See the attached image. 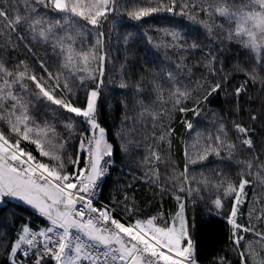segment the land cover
I'll return each mask as SVG.
<instances>
[{
    "label": "snow or ice",
    "instance_id": "6c2138e0",
    "mask_svg": "<svg viewBox=\"0 0 264 264\" xmlns=\"http://www.w3.org/2000/svg\"><path fill=\"white\" fill-rule=\"evenodd\" d=\"M204 4L208 7H201ZM120 7L121 0H0V44L13 51L23 48L31 58V63L18 60L15 69L9 71L7 65L12 62L0 57V204L9 198L16 199L40 217L43 224L39 228L28 222L22 225L7 246L9 264H197L185 208L187 200H194L204 187L212 185L203 174L200 180L192 176L190 165L204 164L210 155L221 157L225 152L235 159L245 151L250 155L238 161L241 170L237 180L224 186L221 177L215 185L223 190L215 195L213 205L222 210L225 201L230 202L226 223L232 230L230 240L239 254V264H264V208H248L247 222H240L245 215L241 209L249 203L245 189L256 187L257 182L264 187V142L258 145L254 129L242 121L231 122L233 136L229 135L227 122H221L215 132L196 134L205 146L195 157L186 148L183 170L178 171L170 153L163 152L165 145L171 147L175 134L170 122H162L168 112L159 113L149 106H161L157 101L163 99L166 80L171 107L179 113L198 116L200 101L207 102L223 91L229 80L222 68L217 73L218 57L211 49L204 58L211 80L189 88L185 83L188 77L181 75L178 60L177 71L162 74L160 82L153 77L149 87L155 101L146 103V89L137 85L139 125L133 116L131 123H126L118 133L122 141L120 150L127 154L131 148L142 146L145 137L140 132L148 127L145 120L152 121V140L141 161L147 165L143 175L163 194L175 199V214L170 218L164 213L145 216L127 197L123 206H109L97 200L115 155V146L107 138L108 130L98 118L110 54L105 51L109 37L104 29ZM177 10L190 20H195L197 14L210 13L226 21L227 27L211 19L200 22L209 32L214 28L227 42L244 49L257 66L264 68V0H160L154 6L128 11L127 15L141 21L159 12L175 15ZM165 31L172 41L169 47L178 48L181 53L186 51L179 42L180 32ZM85 37L89 38L88 48L83 46ZM147 39L152 43L150 37ZM33 42L50 45L52 55L46 52L44 57L39 56ZM223 42L217 47H222ZM190 48L199 49L201 44L194 42ZM53 58L58 60L57 72L50 70L48 60ZM185 71L190 74L192 69ZM246 75L248 79L235 87L233 94L237 98L246 90L249 80H256L255 70ZM119 86L127 87L123 82ZM189 100L191 107L186 104ZM34 104L48 108L52 116L38 120L39 109L33 111ZM262 118L264 113L249 115L254 123ZM49 119L66 121L64 127L70 132V140L76 141L72 153L65 150L68 141L53 143L58 133ZM183 123L191 133L192 122L185 119ZM77 124L83 126L82 130ZM160 164L171 166L174 178L170 184L160 183ZM10 215L14 220L15 214ZM249 234L255 240L245 246L243 242ZM254 244L260 251H256ZM216 264L230 262L220 257Z\"/></svg>",
    "mask_w": 264,
    "mask_h": 264
},
{
    "label": "trees",
    "instance_id": "16d2710c",
    "mask_svg": "<svg viewBox=\"0 0 264 264\" xmlns=\"http://www.w3.org/2000/svg\"><path fill=\"white\" fill-rule=\"evenodd\" d=\"M159 2L160 0H121L120 11L114 17H110L111 22L104 29L109 37L105 41V51L110 54L105 74V85L101 89L100 103L102 107L98 108V118L102 126L108 130L107 138L115 146V155L114 163L109 168V175L106 176L98 190L97 199L101 204L111 206L116 203L123 206V200L127 197L129 203L135 204L145 216L164 213L167 218H170L177 211V202L171 195L163 194L159 187L147 182L143 175L147 171V165L141 164V161L152 140V121L145 120L148 127L140 132V135L145 137V142L141 147L131 148L127 154L122 152L119 147L122 141L118 133L125 128V124L131 123V118L136 116L139 125L137 85L146 89L144 94L146 103L155 101L156 96L149 87L153 83V77H156V82H160L162 74L177 71L176 65L179 60L181 75L188 77L185 83L189 88H197L206 79H212L205 70L204 58L209 49L212 50L213 55L218 57L215 64L217 73H220L222 68V74L229 77L223 91L209 97L207 102L200 101L198 116L192 113L185 115L171 107V100L168 97L170 90L166 80L162 86L163 99L157 101V104L161 106L149 105L159 113L168 112V117L162 122H170L175 129V134L172 137L171 147L165 145L163 152L170 153V159L178 171H182L185 163V149L187 148L189 154L195 157L205 146L204 140L198 138L196 134L200 133L203 136L215 132L216 126L221 122H227L229 135L233 136L231 122L242 121L249 128L254 129L253 136L258 145L264 142V118L255 123L249 120V115L252 113H264V68L257 66L244 49L234 43L227 42L220 32L215 31L214 28L212 32H209L203 26L200 22L201 19L204 21L211 19L215 24L224 23L227 27L226 21L210 13L203 16L197 14L195 20L179 15V10L175 15L167 12L155 13L141 21L132 20L127 15L128 11L151 7ZM210 2L211 0H209ZM201 7H208V4L201 5ZM197 12L199 13V9ZM165 30L180 32L181 40L179 42L184 45L186 51L181 53L178 48L169 47L168 45L172 41ZM148 37L151 38L152 43L148 42ZM222 40L224 41L222 47L218 48L217 45ZM194 42L201 44V48L191 49L190 45ZM77 43L79 44L80 41ZM33 46L41 57H44L46 52L49 56L52 55L50 45L45 46L33 42ZM83 46L89 47V38H84ZM0 57H3L5 61L12 62L7 65L9 71L15 69L18 60H26L31 63V58L24 53L23 48L13 51L10 47L4 48L0 44ZM48 63L51 66V71L59 70L56 58L48 60ZM186 68L192 69L190 74L185 71ZM238 69H245V71ZM252 70L256 72L255 82L249 80L246 90L237 98L233 94L235 87L243 84L248 79L246 72ZM122 82L127 87L121 88L119 85ZM194 95H199V93H194ZM80 99L82 102L83 92L80 93ZM186 104L191 107L192 101H186ZM37 108L39 109L38 120L52 116L49 109L43 105L34 104L32 110L35 111ZM185 119L190 120L193 124L191 133L184 126ZM65 122L49 119V123L55 125L59 134L54 137V142L61 144L68 141L65 150L72 153L75 150L76 141L70 140V132L64 127ZM156 126L159 127V123ZM76 127L81 130L83 128L79 124ZM34 154H36L35 151ZM249 155L245 151L237 154L235 159H230L226 152L221 157H216L213 154L204 164L190 165L192 176L200 180L201 174H203L212 185V187H204L194 200H187L185 208V215L191 226L190 232L196 247L198 264H216L220 257H225L230 264H239V254L233 248L230 240L232 230L226 223V212L230 202L226 200L224 209L218 210L213 205V199L218 192L223 190L222 187L220 189L215 187L220 178L223 177L224 186L227 182H235L241 170L238 161L248 158ZM166 158L168 157L166 156ZM159 168L160 183L170 184L174 178L171 166L165 167L164 164H160ZM245 191L249 193V203L241 209L245 213L240 217L241 223L247 222L248 208L253 206L257 210L264 208V187H261L257 182L256 187L246 188ZM117 212L119 213V209ZM10 213L15 214L14 220ZM120 214L122 215V213ZM25 222L30 223L33 228L43 226L42 219L18 201L8 199L0 206V264H9L7 246L16 237ZM254 240L255 238L249 234L243 243L246 246L248 242H254ZM254 246L256 251H260L258 245L254 244Z\"/></svg>",
    "mask_w": 264,
    "mask_h": 264
},
{
    "label": "rangeland",
    "instance_id": "374dc122",
    "mask_svg": "<svg viewBox=\"0 0 264 264\" xmlns=\"http://www.w3.org/2000/svg\"><path fill=\"white\" fill-rule=\"evenodd\" d=\"M59 135V134H58ZM55 141V139L53 138V143H55L54 142ZM56 144V143H55ZM9 199H11V198H9ZM12 200H15V201H17L16 199H12ZM19 202V201H18ZM215 209H217V208H215ZM218 210H220V209H218Z\"/></svg>",
    "mask_w": 264,
    "mask_h": 264
},
{
    "label": "water",
    "instance_id": "95a60500",
    "mask_svg": "<svg viewBox=\"0 0 264 264\" xmlns=\"http://www.w3.org/2000/svg\"><path fill=\"white\" fill-rule=\"evenodd\" d=\"M2 204H0V206H1Z\"/></svg>",
    "mask_w": 264,
    "mask_h": 264
},
{
    "label": "built area",
    "instance_id": "2783aa9c",
    "mask_svg": "<svg viewBox=\"0 0 264 264\" xmlns=\"http://www.w3.org/2000/svg\"><path fill=\"white\" fill-rule=\"evenodd\" d=\"M98 200V199H97ZM198 264V263H197Z\"/></svg>",
    "mask_w": 264,
    "mask_h": 264
}]
</instances>
